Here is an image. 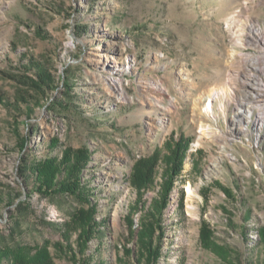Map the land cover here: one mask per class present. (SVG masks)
Returning <instances> with one entry per match:
<instances>
[{"label": "rangeland", "instance_id": "1", "mask_svg": "<svg viewBox=\"0 0 264 264\" xmlns=\"http://www.w3.org/2000/svg\"><path fill=\"white\" fill-rule=\"evenodd\" d=\"M263 42L264 0H0V245L46 246L54 264H220L205 227L237 264H264V126L238 107L241 79L264 71ZM31 61L57 88L28 118L17 95L34 100L13 78ZM57 101L73 105L48 110ZM181 136L189 144L174 176ZM64 149L90 153L81 181L101 234L87 249L76 218L88 206L40 198L21 173L26 156ZM139 160L154 164L142 192L130 184Z\"/></svg>", "mask_w": 264, "mask_h": 264}, {"label": "trees", "instance_id": "2", "mask_svg": "<svg viewBox=\"0 0 264 264\" xmlns=\"http://www.w3.org/2000/svg\"><path fill=\"white\" fill-rule=\"evenodd\" d=\"M36 35L39 38L45 39L40 30L37 31ZM24 74L17 79L13 80L20 86L25 88V94L34 103L30 102L23 96L17 95V100L26 105V116L29 118L33 112V107H38L41 99L46 98V95L55 90L57 87L54 85V79L51 73L39 62L31 61L28 66L24 67ZM27 73H31V76H27ZM70 81V79H67ZM63 87L67 91H63L65 97L69 100L71 96V85L69 83L62 82ZM36 97V99H35ZM0 104L5 105L3 98L0 96ZM55 105H57L63 111H68L69 107L73 104L71 102L57 101L56 104H50L47 107L48 110H54ZM51 108V109H49ZM53 108V109H52ZM27 111L29 112L27 114ZM187 144L189 140L183 136L180 137L179 143L175 142L173 160L175 163L172 164L173 175L176 176L181 170V157L182 153L186 151ZM18 150L20 152H25L28 149V140L21 139L19 142ZM58 142H50L47 146L48 149L57 148ZM90 158V153L86 149L72 151L71 149H64L62 152V157H52L48 155L43 160L33 159L31 163L28 162L29 157H25L23 162V167H21V173L25 180H31L32 182V192L37 194L40 198L44 199H55L58 197L72 198L76 201L81 202L88 206L87 210H80L77 213L78 226L81 230V241L83 243V248L87 249V244L92 241L95 237L99 236L101 233L99 231V225L94 220L95 210L94 207L90 206L88 199V189L84 186L81 181V174ZM154 164L149 163L148 160L137 161L133 166L130 184L131 186L142 192L148 189L152 184L153 179ZM28 182L25 181V184ZM172 186V184H171ZM168 191V189L166 188ZM20 196V195H16ZM30 199V197H28ZM7 205H15L19 210L21 209L20 204H16L13 199L9 200ZM164 203L161 205L154 204V209H162ZM26 209V207H24ZM17 222V220H15ZM155 225L160 224L159 221H153ZM18 224L12 223L13 226L19 227ZM150 228L153 227L152 224L149 225ZM201 240L207 250L215 253L220 260V264H237L239 259L229 252L224 247L216 245V243L211 239L210 232L202 227V237ZM259 246L262 248V253L264 254V228L259 230L258 236ZM149 253L150 258L158 256V249L155 247L153 250L146 248ZM83 251H80L82 254ZM0 264H54L50 253L46 246L31 249L28 247L15 245V246H5L0 245ZM83 264L86 263L85 260Z\"/></svg>", "mask_w": 264, "mask_h": 264}, {"label": "bare ground", "instance_id": "3", "mask_svg": "<svg viewBox=\"0 0 264 264\" xmlns=\"http://www.w3.org/2000/svg\"><path fill=\"white\" fill-rule=\"evenodd\" d=\"M263 39V38H262ZM255 50V49H254ZM255 62L257 64L262 63L264 70V42L260 48L259 56L256 57ZM252 71H255L252 75H244L241 79V84L246 87L245 94L243 96V101L238 105L239 110L241 111V115L247 116L248 118L253 119L258 125L264 126V71H260L259 68L254 67L251 68ZM262 75L263 78L260 79V83L253 82V78ZM259 79H257L258 81ZM113 87L117 89L120 96L124 95V89L117 84L116 82H112ZM255 108L257 112L255 113ZM240 114V113H239ZM243 121V119H239V122Z\"/></svg>", "mask_w": 264, "mask_h": 264}]
</instances>
